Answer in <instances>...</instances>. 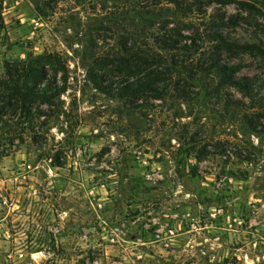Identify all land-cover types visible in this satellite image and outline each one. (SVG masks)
I'll return each instance as SVG.
<instances>
[{
  "label": "rangeland",
  "instance_id": "374dc122",
  "mask_svg": "<svg viewBox=\"0 0 264 264\" xmlns=\"http://www.w3.org/2000/svg\"><path fill=\"white\" fill-rule=\"evenodd\" d=\"M180 2L4 0L0 74L55 54L68 82L0 157V264H264V58L212 37L264 47V0ZM165 21L180 51L157 49ZM125 40L164 56L158 98L88 81ZM216 62L243 64L253 97L218 90Z\"/></svg>",
  "mask_w": 264,
  "mask_h": 264
},
{
  "label": "trees",
  "instance_id": "16d2710c",
  "mask_svg": "<svg viewBox=\"0 0 264 264\" xmlns=\"http://www.w3.org/2000/svg\"><path fill=\"white\" fill-rule=\"evenodd\" d=\"M153 1L176 7L181 4L180 0ZM3 2L4 0H0V27L3 25L1 14ZM156 19L155 25L158 23ZM159 30L155 37L159 51L181 50V47H178L179 38L183 37L181 32L171 27L168 21H165ZM212 37L217 42V48L230 55L242 53L264 58V47L250 43H234L219 33ZM130 41L122 42L121 51L116 56L95 57L87 69V79L97 91L109 96L116 92L121 97L135 99L151 92L154 98H158V83L165 78L164 73L156 71L154 66L156 64L160 66V59L164 56L156 51L149 53L139 50L135 43L128 47ZM173 65L176 67V64ZM109 66L113 69L106 71ZM167 66L170 67V64ZM213 68L215 87L218 90L234 87L245 97H253L255 85L249 77H238L243 64L216 62ZM167 70L170 71L169 68ZM141 72L144 74L141 75ZM108 74L123 77L114 85L108 80ZM67 82L66 66L55 54L31 55L24 60L4 63V73L0 74V157L9 155L13 146L22 145L26 138H30V134H35L37 123H45L40 122V119L46 117L43 107L55 105V101L65 93ZM19 129L20 134H17L16 131Z\"/></svg>",
  "mask_w": 264,
  "mask_h": 264
}]
</instances>
